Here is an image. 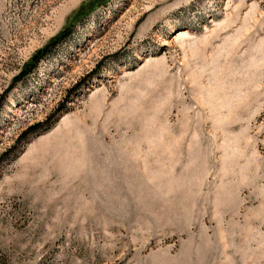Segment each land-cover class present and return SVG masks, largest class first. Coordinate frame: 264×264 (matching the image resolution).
Returning a JSON list of instances; mask_svg holds the SVG:
<instances>
[{"label": "rangeland", "instance_id": "obj_1", "mask_svg": "<svg viewBox=\"0 0 264 264\" xmlns=\"http://www.w3.org/2000/svg\"><path fill=\"white\" fill-rule=\"evenodd\" d=\"M0 264H264V0H0Z\"/></svg>", "mask_w": 264, "mask_h": 264}]
</instances>
